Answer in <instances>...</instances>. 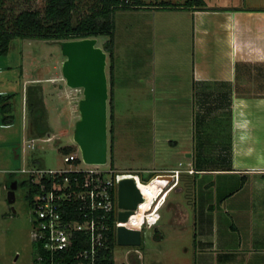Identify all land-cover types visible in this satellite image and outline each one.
Returning <instances> with one entry per match:
<instances>
[{"label":"rangeland","instance_id":"obj_1","mask_svg":"<svg viewBox=\"0 0 264 264\" xmlns=\"http://www.w3.org/2000/svg\"><path fill=\"white\" fill-rule=\"evenodd\" d=\"M95 1L77 0L78 11L73 14L74 18L79 19L89 12ZM144 1L150 4L154 0ZM246 2L252 4L260 0ZM45 5L46 0H5L3 8L8 15L27 8L43 14ZM158 11L161 10L149 5L115 12V92L112 94L107 53L108 153L107 162L100 165L107 171L106 175H110V170L136 171L146 182L156 172L150 169L175 160L172 146L161 144L158 139L169 136L166 128L160 127L161 118L167 124L170 112L179 109L172 100L177 78L173 69L191 55V29L187 28L188 32L175 43L178 41L170 34L174 28L172 17L167 16L174 12ZM96 38L100 47L107 39ZM64 59L56 41L39 38H14L8 54L0 56V94L11 96L7 101L11 103L13 115L11 124H3L0 113V264H34L32 200L28 197L30 176L20 169L72 167L63 162L61 148L71 146L77 150L72 133L79 118L77 103L82 90L66 85L62 75ZM163 96L167 99L162 100ZM47 137L50 139L42 140ZM31 138H37L35 147L22 148ZM80 166L86 165L81 163ZM14 180L18 184L14 190L15 200L10 203L7 193ZM169 204L188 208L190 216L185 223L160 224L169 216L166 209ZM193 208L176 188L170 191L166 205L159 211L160 223L143 229L141 245L136 247L141 258L134 251L127 253L130 246H118L113 251L115 264L137 263L135 257L138 264H248L243 256L224 261L222 255L214 260L211 255L200 254L198 239L203 227L198 223L195 229ZM183 225L184 229H180ZM206 227L210 228L209 224Z\"/></svg>","mask_w":264,"mask_h":264},{"label":"crops","instance_id":"obj_2","mask_svg":"<svg viewBox=\"0 0 264 264\" xmlns=\"http://www.w3.org/2000/svg\"><path fill=\"white\" fill-rule=\"evenodd\" d=\"M160 1L174 8H160ZM186 1L149 4L158 12H174L167 16L175 41L187 28L192 39V56L173 69L172 100L179 109L170 112L167 124L161 118L169 136L158 139L172 146L175 160L150 172L193 169L181 173L175 188L194 206L195 229L198 223L203 227L201 255L214 260L222 255L224 261L243 256L248 264H264V0H202L184 6ZM160 31L163 36L162 26ZM112 84L114 94V72ZM166 209L169 216L160 223L159 213L155 225L185 223L190 216L181 204Z\"/></svg>","mask_w":264,"mask_h":264},{"label":"built area","instance_id":"obj_3","mask_svg":"<svg viewBox=\"0 0 264 264\" xmlns=\"http://www.w3.org/2000/svg\"><path fill=\"white\" fill-rule=\"evenodd\" d=\"M36 139H28L22 148H34ZM49 139V137L42 138L43 141ZM76 147L77 150L63 153V162L70 164L72 166L70 168L32 167L20 169L21 172L29 174L32 183L39 185V190L34 193L32 199L31 239L33 242L41 243L49 253L48 258L45 256L44 259L50 260V264H55L56 252L69 250L72 247L78 234L86 235L88 247L79 251L76 258H87L90 264H95L98 250L106 245L108 220L112 215L115 241L119 226L140 229L142 241L143 229L157 223L159 208L164 203L168 192L178 185L181 173L183 171L193 172L191 168L186 170L176 168L157 172L147 182L142 181V175L136 171L110 170V175H106L107 171L102 170L100 165L86 164L82 160L79 147L77 145ZM81 163L86 166L81 167ZM127 176L134 178L141 186L143 197L130 215L131 218L140 210L142 211L139 222L133 224L129 223L130 218L127 222L118 220V213L122 209L117 206V186L119 181ZM159 177H169L170 179L165 187L150 199L149 205L142 208L146 199V195L143 194V186L152 183ZM118 246L116 243V247ZM130 247L127 253L134 251L141 258L142 255L136 248L138 246ZM41 259L42 256H39V261L35 264H42Z\"/></svg>","mask_w":264,"mask_h":264},{"label":"trees","instance_id":"obj_4","mask_svg":"<svg viewBox=\"0 0 264 264\" xmlns=\"http://www.w3.org/2000/svg\"><path fill=\"white\" fill-rule=\"evenodd\" d=\"M200 3H202V0H187L184 6ZM4 4L5 0H0V56L8 54L14 38H39L57 41L102 36L107 38L102 48L108 53L110 59L111 80L113 79L116 10L142 9L149 5L144 0H96L90 7L89 12L76 19L73 14L78 11L77 0H46L43 14L36 9L27 8L15 15H8L3 8ZM157 5L160 8H174V5L165 1H160ZM9 97L11 96L0 94V113L2 114L1 122L3 124H11L13 122L11 103L7 101ZM111 99L112 96L110 97V102ZM73 150L75 149L71 146L61 148L62 153H69ZM38 186V184H34L30 180L28 197L31 200L34 193L39 190ZM108 221L109 229L106 245L98 250L95 256V264H115L113 251L116 248V241L112 228L113 215ZM33 243L34 264L39 261V256H42L40 260L42 264H50V260L47 259L49 253L43 248L42 244L39 242ZM86 247H88L86 235L78 234V238L74 240L69 250L55 253L54 263L90 264L87 258H76V254ZM45 256H47L46 259H44ZM135 258L137 263L132 262L133 264H138L139 261L137 257Z\"/></svg>","mask_w":264,"mask_h":264},{"label":"water","instance_id":"obj_5","mask_svg":"<svg viewBox=\"0 0 264 264\" xmlns=\"http://www.w3.org/2000/svg\"><path fill=\"white\" fill-rule=\"evenodd\" d=\"M61 53L65 56L62 75L70 88L82 90L78 100L79 118L73 126L72 138L79 147L82 160L86 164L103 165L107 162V99L106 75L107 53L97 45L96 37L57 40ZM182 181V180H180ZM14 180L7 193L10 203L14 202ZM143 199L141 186L132 177L122 178L117 186V206L122 210L118 220L127 222ZM119 246H140L141 230L119 226L116 232Z\"/></svg>","mask_w":264,"mask_h":264},{"label":"bare ground","instance_id":"obj_6","mask_svg":"<svg viewBox=\"0 0 264 264\" xmlns=\"http://www.w3.org/2000/svg\"><path fill=\"white\" fill-rule=\"evenodd\" d=\"M170 178L169 177H159L155 180H153L152 183H148V184H145L143 186V194L146 195V199H145V202L142 204V208L146 207L149 205V202H150V199L156 195L157 193H159L164 187L165 185L167 184L168 180ZM163 192V191H162ZM161 192V193H162ZM142 211L140 210L138 212V214H135L133 215L130 220H129V223L130 224H133V223H138L139 220H140V217H141V214Z\"/></svg>","mask_w":264,"mask_h":264}]
</instances>
